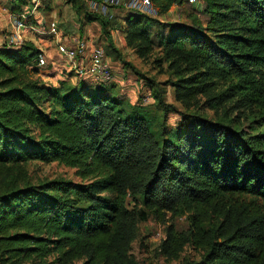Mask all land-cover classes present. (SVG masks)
<instances>
[{"label":"trees","instance_id":"trees-1","mask_svg":"<svg viewBox=\"0 0 264 264\" xmlns=\"http://www.w3.org/2000/svg\"><path fill=\"white\" fill-rule=\"evenodd\" d=\"M5 1L13 14L33 6ZM151 1L155 17L66 3L80 30L100 25L106 54L123 60L117 29L137 58L167 71L162 85L181 109L150 78V106L72 72L74 85L48 83L33 41L0 44V264H137L138 223L176 210L186 228L165 230L160 255L177 259L189 245L199 259L181 264H264V0H201L203 22L159 21L182 0ZM35 160L74 168L80 181L30 183ZM125 195L143 207L127 208Z\"/></svg>","mask_w":264,"mask_h":264},{"label":"rangeland","instance_id":"rangeland-1","mask_svg":"<svg viewBox=\"0 0 264 264\" xmlns=\"http://www.w3.org/2000/svg\"><path fill=\"white\" fill-rule=\"evenodd\" d=\"M42 1L37 0L38 14L42 16L49 17L52 15L57 18L59 22V27L63 29L65 34L74 33L78 31L85 40L90 39L92 44L100 45L106 52V44L104 37L100 31L99 24L96 22L90 23L82 30L79 31L78 21L71 9L70 5L66 3V0H50L51 10H45L40 7ZM9 3L5 0H0V34L6 33L9 35L10 31V12L6 8ZM45 6V5H43ZM203 6L201 0H196L194 3H188L182 0L180 3H174L171 5L166 13L160 14L157 18L162 22H186L189 18L193 16H198L199 12ZM42 9V10H41ZM105 15L112 13L117 15H123L125 13L124 8L118 5H107L104 9ZM49 12V13H48ZM102 13V12H100ZM202 22L204 17L199 15ZM77 23L75 28L70 27V24ZM88 36V38H87ZM23 39V36H22ZM113 39L115 47L121 52L122 59H115L114 56L108 55V60L110 65H112L113 71L115 73V80L110 83H101L107 87H110L111 83H115L116 88L113 90V94L120 97L124 103H129L132 105H143L150 106L153 102L150 96L149 86L147 84V78L153 79L155 82H159L161 86L166 88L165 101L168 103H173L177 108L181 109V106L174 102L170 86L162 85L168 78L169 74L167 71H161L160 68L155 66L151 61H142L137 58L128 48L123 45V42L118 35V32H113ZM43 46H47L48 49L52 48L51 57L47 58L46 69L50 70L52 64L50 63L53 59L54 64L64 66L67 64L66 61L61 59L58 55H55V50L53 49L54 44L51 43V39H43ZM55 40V39H54ZM0 41H3L0 38ZM129 63L130 66H127ZM166 65H163L165 69ZM62 78H55L54 73H50L43 79H46L48 83L57 84L59 79H66V81L74 85L78 82L79 77L74 78L69 76V71H62ZM73 73V72H72ZM46 74V73H45ZM44 74V75H45ZM60 75V74H59ZM89 83H99L93 82L92 78H85ZM206 113L211 116L212 110H206ZM179 116L176 113H169L167 116V122L170 126L175 127ZM25 169L27 173V178L30 183H38L40 181L64 178L71 179L74 181H80V178L75 174V169L65 166L57 161L53 162H42L39 160L29 161L25 164ZM19 184V182L17 183ZM3 183L0 184V190L3 188ZM124 203L127 208H140L143 207L140 197L131 198L129 195L124 196ZM182 212L176 210L174 212H157L150 214L146 221L139 222L137 225L136 235L131 243V253L135 257L137 264H181L182 258L189 257L192 259H199V253L189 245H186L180 253V257L177 259H169L159 254L158 244L160 240L164 237L165 230L174 224L178 229L186 228V221Z\"/></svg>","mask_w":264,"mask_h":264},{"label":"built area","instance_id":"built-area-1","mask_svg":"<svg viewBox=\"0 0 264 264\" xmlns=\"http://www.w3.org/2000/svg\"><path fill=\"white\" fill-rule=\"evenodd\" d=\"M188 3H194L196 0H185ZM33 6L27 8V11L20 14L21 20L16 26H12L13 31L7 35L0 34L3 44L7 47L17 46L22 40V29L35 28L31 21L32 13L37 10V0H32ZM118 5L125 10L137 11L139 13L155 17L157 16V8L151 0H88V5L91 10L103 12L107 5ZM42 33L51 35L56 40L57 55L61 57L70 67V71L81 78H92L93 82L110 83L114 81V75L111 71L110 63L107 54L100 45H89L87 41L81 37H76L70 43L62 42L59 36L57 20L49 19L46 22V28ZM46 63L45 56L39 58L38 65Z\"/></svg>","mask_w":264,"mask_h":264},{"label":"crops","instance_id":"crops-1","mask_svg":"<svg viewBox=\"0 0 264 264\" xmlns=\"http://www.w3.org/2000/svg\"><path fill=\"white\" fill-rule=\"evenodd\" d=\"M7 8V7H6ZM8 9V8H7ZM51 9H52V6H51ZM9 11V10H8ZM27 11V7L23 8L22 12L19 13V14H13L11 13L10 11V14H9V19H10V33L11 31H13L12 29V26H16L18 24V21L21 20V17H20V14L24 13ZM38 9L35 10L33 13H32V19L31 21L34 23L35 25V28L38 29V31H35V30H32V29H24V28H21L22 30V36H23V39H29L31 41L34 42V44L41 50H43L44 52V56H45V59H46V65H47V58H50L51 57V49L52 48H49L47 46H43V39H51V43L54 44V47L53 49L55 50V55H57V51H56V40H54L53 36L51 35H46L44 33H42V30L46 28V22L49 20V19H55L57 20V18L53 17L52 15H50L49 17H46V16H42L41 14H38ZM102 12V11H101ZM49 13V12H48ZM103 14L105 13V11L102 12ZM75 14V12H74ZM76 16V14H75ZM77 19V17H76ZM96 22V21H94ZM93 23V22H91ZM97 23V22H96ZM90 24V23H89ZM57 25H58V30H59V36H60V39L62 42H65V43H70L72 39L74 38H78V37H81L83 38V36L81 34H78V31H75L74 33H70V34H65L63 32V29H61V27H59V22H57ZM77 25V23H73L72 25L70 24V27L72 28H75L74 26ZM79 25V24H78ZM88 25V24H87ZM86 26V25H85ZM100 27V25H99ZM84 28V27H83ZM82 30V29H81ZM80 31V29H79ZM101 31V30H100ZM113 32H118V35L120 36L122 42H123V45H125V42H124V38H123V35L122 33L117 30V29H113L111 30L110 34H111V38H112V41H113V44H114V39H113ZM103 36V35H102ZM88 38V36H87ZM84 39V38H83ZM87 43L89 45H92L90 39H87L86 40ZM106 41V40H105ZM3 41H0V44H2ZM126 47V46H125ZM107 57H108V54H107ZM61 58V57H60ZM62 59V58H61ZM50 63L52 64V67L50 70L44 68V69H41L40 71V76L41 78L43 79L45 76L49 75L50 73H54V76L55 78H62L61 77V74L63 73L62 71L65 70V71H69V72H72L70 71V67L68 64H65L64 66H61V65H58V64H54L53 62V59H51ZM111 67V71L114 75V80H115V73L113 71V68H112V65H110ZM46 73V74H45ZM45 74V75H44ZM60 74V75H59ZM72 76V75H71ZM73 77V76H72ZM46 80V79H44Z\"/></svg>","mask_w":264,"mask_h":264}]
</instances>
